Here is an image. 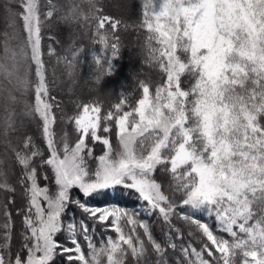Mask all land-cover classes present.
<instances>
[{"label":"snow or ice","instance_id":"6c2138e0","mask_svg":"<svg viewBox=\"0 0 264 264\" xmlns=\"http://www.w3.org/2000/svg\"><path fill=\"white\" fill-rule=\"evenodd\" d=\"M20 2L23 11L16 15L23 21L25 39L16 49L5 43L0 90L15 102L12 91L32 87L29 71L35 65V103L26 107L42 122L47 155L31 137L15 151L26 199L17 209L23 217L24 243L23 250L10 251L9 200L0 225V264H56L61 256L64 264H125L129 254L141 264L149 251L145 239L133 235L135 227L125 231L126 225L136 224L160 264L167 248L177 249L173 235L183 236L172 224L173 216L194 226L202 240L199 249L191 242L179 246L183 264H238L237 255L239 264H264V0H142L148 55L166 80L154 93L141 82L142 98L129 111L122 102L103 116L99 105L78 106L77 114L68 118L74 142L67 134L57 139L52 128L55 101L49 97L42 59L39 0ZM49 4L55 9L51 0ZM88 6L97 20L94 42L103 50V55L94 56L93 78L100 83L114 71L119 42L115 31L121 21L96 16L99 9L93 0ZM78 8L74 5L72 13ZM52 15V10L46 13ZM78 54L68 61L70 69L76 68ZM21 61L27 65L23 77ZM182 77L187 87H182ZM6 112L7 133L14 120L11 111ZM95 145L103 146L101 154L94 153ZM158 170L170 176L167 187L156 179ZM120 188L136 195L146 215L155 213L168 225L167 248L152 236L146 222L138 221L139 211L88 203ZM0 190H16L2 170ZM72 207L85 219L69 212ZM197 214L214 217L215 230ZM97 224L105 232L114 231L116 239L109 235L97 247ZM59 234L67 243L57 239Z\"/></svg>","mask_w":264,"mask_h":264},{"label":"trees","instance_id":"16d2710c","mask_svg":"<svg viewBox=\"0 0 264 264\" xmlns=\"http://www.w3.org/2000/svg\"><path fill=\"white\" fill-rule=\"evenodd\" d=\"M126 1L128 2V6L122 8L115 6V0H97V8L99 11L96 12V16H108L121 21V23L117 26L115 31V35L119 37V42L117 58L112 61L114 71L111 75L105 76L100 83H96L93 78L96 74L95 70L97 67L94 56L103 55V50L99 44L94 42L97 20L94 19L92 15H89L90 9L86 0H51V5H55V9L51 8L49 0H39L41 20L44 24L41 31L42 59L45 61V77L49 86V97L50 99L54 98L55 101L52 111L56 120L52 128L56 133L57 139L67 134L70 142L75 141L74 125L68 122V118L77 114L79 111L78 106L85 103L99 105L101 108V115L103 116L108 111L114 110L115 104L122 102L123 110L129 111L132 107H135L138 100L142 98L141 82L148 84L150 93H154L155 88L166 80V75L155 62L150 61L148 55L149 32L146 28L141 27L142 0ZM74 5L79 6L75 13L76 18H69L73 17L72 7ZM11 7L16 14L23 11L20 0H0V23L3 21L6 22L8 8ZM49 10L53 11L51 17L46 16ZM16 14L15 27L19 35L24 39L23 21ZM61 15H65V17L59 20V16ZM1 28L2 25H0V29ZM107 29L108 25L106 24L105 30ZM4 35L5 32L0 30V53L2 46H4ZM12 38L11 43L15 42L14 37ZM49 49L52 50L51 54L49 53ZM77 53H79L76 55L77 66L73 70L69 68L68 61ZM108 54L110 55V52ZM141 59L142 63H140ZM129 67H136L138 71L130 70L132 75H129L125 72ZM66 79L71 81V85L69 86L70 90L64 89V87L69 85ZM185 79V77H182V87L188 86L184 83ZM32 85L33 87L28 90V99L26 100L30 105L35 103V81H33ZM83 85H89L91 89L83 90ZM19 116L20 114H18V120L14 122L11 130L7 132L9 135L21 132V135H19L20 141L13 145L8 155L9 163L13 168L12 172L5 173L8 183L16 190L11 193L0 190V225L5 222L3 206L11 200V203H8V211L12 213L13 228L10 251L13 254L23 250V217L17 214V209H21L26 204L23 187L19 183L21 166L16 161L15 151L22 150L24 141L28 137H31L32 143L37 146L45 156L47 155L46 141L43 137L40 118L34 113L31 114L32 118L25 117L28 123L21 129L19 126ZM112 142L115 146L116 140L114 136L112 137ZM102 149V145H95L94 153L99 155ZM92 163L94 164V161ZM155 177L158 182L162 183L165 187H167L170 182V176L159 170L155 173ZM43 183L44 181L41 180V184ZM75 195L79 196L80 194L77 192ZM81 198L83 199V197ZM88 203L94 206L116 205L130 211H139V215L136 217L138 221L146 222L152 236L158 242L164 243L167 248L166 233L169 232L168 225L163 222L162 219H159L155 213L152 216L146 215L143 212L142 202H138L136 195L129 190L120 188L116 191H109L105 194L89 198ZM69 212H74L79 219H85L81 212L75 207L70 208ZM197 218H201L202 222H209L215 230L216 221L214 217L206 218L203 217L202 214H197ZM65 219H67V217H65ZM88 223L91 224L90 221H88ZM121 224H125V221L122 220ZM172 224L175 228L180 229L183 236L177 239L175 235H173V240L177 243V249L173 250L167 248L166 255L163 260H161L160 264H164L165 261L166 264H177L178 260L183 264V257L179 252V246L181 244L187 246V244L191 242L192 246L197 249L202 246L200 234L195 231L194 226H190L177 216H173ZM133 227L136 229L133 235H140L142 239H145V246L149 249L147 256L141 264H157L158 257L151 250V246L144 236L143 228L140 227L139 224L126 225L125 231L129 232ZM189 232H192L193 235H189ZM2 234L3 229L0 228V244L4 242ZM216 234L223 236L225 239H231L227 233L216 231ZM109 235L112 236L113 239L117 237L114 231L105 232L104 228L97 224L95 235L93 236V240L97 244V247L100 246L101 241H106ZM57 239L67 243L64 234H59ZM81 243L85 251H87L86 243L82 240ZM236 260L239 264V255H237ZM249 260L251 261L250 257ZM56 264H64V257H58ZM125 264H136L135 258L129 254V256L126 257Z\"/></svg>","mask_w":264,"mask_h":264},{"label":"rangeland","instance_id":"374dc122","mask_svg":"<svg viewBox=\"0 0 264 264\" xmlns=\"http://www.w3.org/2000/svg\"><path fill=\"white\" fill-rule=\"evenodd\" d=\"M68 1H70V0H68ZM115 1H116V3H115L116 7L124 8V7L128 6V2L126 0H115ZM15 14L16 13L14 12L12 7L8 8V15L6 16V22L3 21L2 23H0V25H2V28L0 30L5 32V35L3 38V45L5 46V43H7L8 46L10 48H13V49H16L21 44V42L25 39V37L23 39L19 35V33L17 32V29L15 27V22H16ZM63 17H65V15L59 16V20H62ZM12 37H14L15 42L11 43V40L13 39ZM11 45H12V47H11ZM4 46H2V48H1L0 55L3 54ZM141 61H142V59L140 60V63H142ZM130 70L138 71L136 67L135 68L129 67L125 72L129 75H132V72ZM29 79L32 82L35 81L34 80L35 79V65H32L31 70L29 71ZM66 80H68L69 85L64 87L65 90L69 89V86L71 85V81L69 79H66ZM32 87H33V85H32ZM82 89L83 90H89V89H91V86L83 85ZM12 95L16 96V98H17L15 102L8 99V93L6 91L0 90V155H1L0 170H2L4 173L12 172L13 168H12L11 164L9 163V156L8 155L11 152L13 145L20 141L19 135H21V132L16 133V134L14 133L13 135H9L8 133H6V127L7 126L5 124V116L8 114L6 112V109L11 111V113L13 114L12 118H13L14 122H16V120H18V114H20L19 126L21 129L23 127H25L28 123V121L25 117L32 118L31 114H29V109L26 107V105H30L26 101L28 99V91L27 92H20V91L13 90ZM10 130L11 129H9L8 131H10Z\"/></svg>","mask_w":264,"mask_h":264},{"label":"clouds","instance_id":"9594fccd","mask_svg":"<svg viewBox=\"0 0 264 264\" xmlns=\"http://www.w3.org/2000/svg\"><path fill=\"white\" fill-rule=\"evenodd\" d=\"M94 3H96L97 5V0H93ZM86 3L88 4V0H86ZM93 12L90 10L89 15H92ZM75 15V14H73ZM72 18V17H69ZM27 72V65L26 62L21 61L20 65H19V74L21 77H23L25 75V73Z\"/></svg>","mask_w":264,"mask_h":264}]
</instances>
